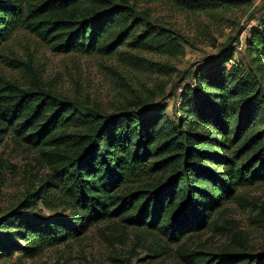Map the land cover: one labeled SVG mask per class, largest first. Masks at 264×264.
<instances>
[{"label": "trees", "instance_id": "obj_1", "mask_svg": "<svg viewBox=\"0 0 264 264\" xmlns=\"http://www.w3.org/2000/svg\"><path fill=\"white\" fill-rule=\"evenodd\" d=\"M174 1L184 11L211 14L246 3ZM132 9L114 0H0V47L25 29L59 54L112 56L122 46L180 52L178 38L139 23ZM230 46L180 89L175 118L148 98L108 114L38 82L34 89L1 88L0 143L14 136L51 171L30 204L63 206L70 216H41L21 204L0 218V261L34 257L113 217L177 243L216 224V211L239 188L264 183V20L245 38L249 66ZM180 254L187 264H264V253L233 247Z\"/></svg>", "mask_w": 264, "mask_h": 264}, {"label": "rangeland", "instance_id": "obj_2", "mask_svg": "<svg viewBox=\"0 0 264 264\" xmlns=\"http://www.w3.org/2000/svg\"><path fill=\"white\" fill-rule=\"evenodd\" d=\"M114 1L132 7L139 23L162 28L178 38L180 52L122 46L112 56L59 54L40 37L20 29L0 47V89L7 83L34 89L38 82L45 90L108 114L130 99L148 98L154 105H165L175 118L180 89L227 44L236 50V59L249 66L245 38L264 20V0H246L244 5L214 14L184 11L174 0ZM50 173L35 148L6 135L0 143V218L21 204L27 212L41 216H70L63 206L52 209L41 202L30 204L42 193ZM32 194L37 197H30ZM213 219L216 224L174 243L158 231L135 229L121 217H113L34 257L18 253L0 264H187L180 251L217 254L228 247L263 254L264 183L239 188Z\"/></svg>", "mask_w": 264, "mask_h": 264}]
</instances>
